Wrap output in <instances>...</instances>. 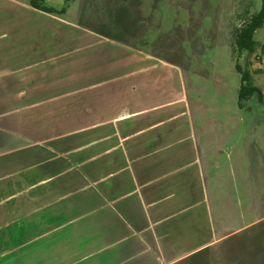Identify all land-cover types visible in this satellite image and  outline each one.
<instances>
[{"label":"crops","instance_id":"crops-1","mask_svg":"<svg viewBox=\"0 0 264 264\" xmlns=\"http://www.w3.org/2000/svg\"><path fill=\"white\" fill-rule=\"evenodd\" d=\"M58 2L0 0V264H248L218 248L264 223V114L196 112L138 2L119 36L100 0Z\"/></svg>","mask_w":264,"mask_h":264},{"label":"rangeland","instance_id":"rangeland-1","mask_svg":"<svg viewBox=\"0 0 264 264\" xmlns=\"http://www.w3.org/2000/svg\"><path fill=\"white\" fill-rule=\"evenodd\" d=\"M58 1L52 0L47 4L58 8ZM100 1L101 7L103 6L100 15L104 16L101 19L104 23L110 18L113 19L114 22L109 24L113 23L111 31L117 36L122 35L120 32L123 30H119L120 32L113 30L115 27L127 30L134 26L132 17L137 14L133 12L135 9L133 3L138 2L142 5V14L148 17V40L151 42L148 49L164 59L176 61L183 66L191 85V97L200 99V104L197 99H193L196 112L201 107L202 114H215L214 116L222 119L227 125L231 120L234 129L244 127L239 124V120L244 117L243 114H264V62L258 65L255 58V60L253 57L249 58L246 54L240 58L239 62L244 68L247 63L250 64L254 84L258 85L263 93L262 99L256 95L246 101L244 106H240L238 91L241 73L237 71L232 56L236 28L260 10L262 0ZM90 25L96 27L95 23ZM101 25L104 26L103 23ZM254 38L259 45L264 43V26L257 30ZM249 165L248 198L252 200L258 183V169L255 161H251ZM241 189L240 186V191L233 192V196L229 197V203L236 207L237 213L242 208L237 207L240 203ZM245 195L243 188L241 199L244 202V209L248 206V203L245 205ZM253 205L256 209V204ZM257 212L262 213L258 205ZM237 213L235 222H240L243 217ZM255 213L252 212L249 217L253 218ZM239 225L241 224H235ZM224 244L226 246L218 249L225 251L227 255L223 253L222 256L227 261L235 258L234 260L239 259L242 263L249 261L248 264H253L251 261L255 259L252 257L264 249V223L234 236Z\"/></svg>","mask_w":264,"mask_h":264},{"label":"trees","instance_id":"trees-1","mask_svg":"<svg viewBox=\"0 0 264 264\" xmlns=\"http://www.w3.org/2000/svg\"><path fill=\"white\" fill-rule=\"evenodd\" d=\"M70 0H67V3ZM32 7L48 12V13H64L67 5L62 9L57 10L51 6H48L45 0H29ZM264 26V0H262L261 8L258 12L252 14L247 21H245L240 27L236 28L234 32V38L232 42V56L235 61V67L238 72L241 73V83L238 91L240 106H244V103L256 95L259 99L263 98V93L257 85L254 84L252 71L250 70V64L244 68L239 60L243 55H247L253 59L257 57L259 52L264 54V43L258 44L255 40V33L258 29ZM254 59V60H255Z\"/></svg>","mask_w":264,"mask_h":264},{"label":"built area","instance_id":"built-area-1","mask_svg":"<svg viewBox=\"0 0 264 264\" xmlns=\"http://www.w3.org/2000/svg\"><path fill=\"white\" fill-rule=\"evenodd\" d=\"M256 61L258 62V65L259 64H263V62H264V54H262V52H259V54L256 57Z\"/></svg>","mask_w":264,"mask_h":264}]
</instances>
